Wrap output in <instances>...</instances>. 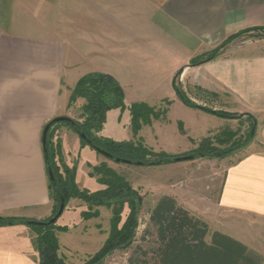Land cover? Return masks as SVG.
<instances>
[{
	"label": "crops",
	"instance_id": "obj_1",
	"mask_svg": "<svg viewBox=\"0 0 264 264\" xmlns=\"http://www.w3.org/2000/svg\"><path fill=\"white\" fill-rule=\"evenodd\" d=\"M19 1L0 0V217L43 221L52 215L41 136L56 117L80 119L85 100L69 101L79 78L109 74L127 99L126 77L151 84L152 91L172 87L181 71L180 84L218 101L226 98L230 111L252 117L254 133L225 167L216 211L200 220L259 251L264 229L246 220L264 222V38L228 43L212 60L190 62L232 35L263 30L264 0H26L29 8L18 11ZM191 108L202 117L210 114ZM56 135L68 167H77L84 154L81 164L90 176L102 162L70 127L59 126ZM72 200L78 212L85 210ZM97 219L80 216L79 222L86 230L91 220L97 227ZM33 238L22 225L1 226L0 264H37Z\"/></svg>",
	"mask_w": 264,
	"mask_h": 264
},
{
	"label": "rangeland",
	"instance_id": "obj_2",
	"mask_svg": "<svg viewBox=\"0 0 264 264\" xmlns=\"http://www.w3.org/2000/svg\"><path fill=\"white\" fill-rule=\"evenodd\" d=\"M53 1L56 4V0ZM17 6L18 11H25L29 8L30 3H26V0H20L19 4L17 2ZM52 8V10L56 9L55 5ZM255 38H264V30L233 35V37L226 39L217 53L225 48L228 43L252 42ZM217 53L214 54L218 55ZM190 65H192L191 62ZM179 72L181 73V71ZM180 76L181 74L173 78L175 79L176 87L182 93L187 90L189 93H194L196 96L206 100V102L194 100L184 93L193 105L203 106L210 111L213 110V112L217 113L214 114L215 116L210 115L213 114L211 112H208L210 113L207 114L209 116L203 117L196 112H192L193 109L191 107L180 101L170 83H167L165 87L162 85L159 90L154 89L151 91V84L142 80L139 83L135 80L130 81V76H128L126 77V80H129L126 85L128 90L127 99L124 98L126 106L144 102L153 109V113L156 116L152 117L150 115L149 123L140 121L139 130L136 134H133L129 110L111 109L106 113L105 123L102 127L103 131L101 129L99 135H97L110 139L115 143L139 142L152 153L164 155L166 158L193 155L198 153L202 147H210L216 150H209L208 153L229 152L221 154L220 157L209 154L206 157H197L189 161L136 165L115 163L107 160V158L94 152L89 146L84 145L93 155L102 158V162L96 166L105 164L112 168L127 180L142 197L137 215V227L133 245L127 249L118 248L112 250L101 264H141L142 261H145L146 264H155L156 234H154L155 228L148 222L151 208H153L159 198L167 195L173 197L177 204L181 208L186 209L194 218L202 219V216L205 217L214 213L217 207L216 198L219 186L226 170L225 167L237 157V154L252 138L251 128L253 127V121L251 118H240V116L235 118L238 114L230 111L231 104H229L230 101L228 99L225 98L218 101L216 97L198 93L199 91L194 90L192 85L180 84ZM165 88L167 91H165ZM77 105V103L73 105L74 110H76ZM221 114H227L228 116L232 114L234 118L223 117ZM61 125L65 124L60 123ZM56 136L55 132L54 141L58 139ZM83 158H86V156L81 154L76 167L77 187L83 186L82 188L89 191H96L98 189L96 180L90 177L91 175L87 176V174H84V165L81 164ZM90 173H92V168ZM78 201L87 210V205L81 200ZM73 202L74 200L72 199L67 201L66 208L55 223V225L59 224L66 227V230L58 233L56 238H58L60 244L71 252L57 250V256L65 264H84L103 245L106 235H109V222L112 214L107 208L101 207L98 210V226L95 227L94 223L96 222L91 220L87 224V229L84 230L79 222L80 212L73 207ZM128 212V207L125 205L122 213V222ZM246 223L250 225L255 223L258 228L264 229V222H260L259 219L258 221L246 220ZM18 225L31 229L35 233L36 228L34 226ZM213 229L214 225L211 228L209 227V232L215 230ZM257 249L259 251L249 249L247 256L250 261L242 264H264V242Z\"/></svg>",
	"mask_w": 264,
	"mask_h": 264
},
{
	"label": "trees",
	"instance_id": "obj_3",
	"mask_svg": "<svg viewBox=\"0 0 264 264\" xmlns=\"http://www.w3.org/2000/svg\"><path fill=\"white\" fill-rule=\"evenodd\" d=\"M231 37L233 35L229 38ZM220 47L207 53L205 57L192 59L191 64L198 65L212 60L217 56L214 53H217ZM178 75H180L179 71L174 78ZM174 80H172L173 89L183 104L217 114L207 108L193 105L185 94L176 87ZM117 82L114 77L106 73H87L79 78L72 90L69 101L72 103L77 98L85 100L81 109L80 119L77 122L75 121V129L65 122L62 124L69 126L76 134L79 132L83 133L91 141L92 145L97 146L114 158L125 159L132 164L138 162L143 164L148 162H153L154 164L173 162L174 158H166L164 155L154 154L139 142L115 143L110 139L97 135L105 123L106 113L109 110H124L126 108L123 96L124 91ZM128 110L131 116L133 134H136L139 130L140 121L149 123L150 115L152 117L156 116L153 113V109L144 103L132 104L128 107ZM221 116L226 117L228 115L221 114ZM228 117L234 118V115L229 114ZM237 117L239 115L235 116V118ZM248 117L252 119V117ZM59 126L60 123L51 124L45 136L43 163H45L46 175L48 170H50L54 178V184H52L47 175V188L50 190L52 215L45 221H48L56 214L60 199L64 200L65 206L69 199L83 201L87 205V210L81 211L82 220L98 217V207H105L111 211L108 237L99 250L84 262V264H101L112 250L118 248L127 249L133 245L137 227V215L142 197L127 180L105 164L92 167V173H90L92 177H96L97 182L102 186L101 189L93 192L87 189H79L75 181L76 166L74 165L70 168L60 160L61 143L59 139L54 141L55 132ZM80 140L82 145L89 146L94 150L92 145H88L84 139L80 138ZM209 150L216 151L210 147H202L198 153L193 154L194 158H197L198 154L203 157L209 154L220 157L221 154L229 152L208 153ZM125 205L128 207L129 212L122 222V213ZM151 209L148 222L155 228L154 234H156L157 242V248L154 251L155 264H242L250 261L247 256L249 250L244 244L221 232H209V227L203 220L197 217L194 218L186 209L181 208L173 197L162 196ZM23 220L25 219L0 217V226L18 225ZM34 228L36 229L33 245L39 257L37 264H65L57 256V250L60 248L56 234L57 232L65 231L66 227L55 226V223H53L34 226ZM141 264L146 263L142 261Z\"/></svg>",
	"mask_w": 264,
	"mask_h": 264
},
{
	"label": "water",
	"instance_id": "obj_4",
	"mask_svg": "<svg viewBox=\"0 0 264 264\" xmlns=\"http://www.w3.org/2000/svg\"><path fill=\"white\" fill-rule=\"evenodd\" d=\"M67 123L69 124L72 128H76V123L74 120L68 118V117H56L54 119H52L48 124H46V127L44 128L43 130V133H42V147H43V151L45 152V141H46V134H47V131L49 129V127L51 126V124H54V123ZM252 131H251V135H253L254 133V126L251 128ZM77 136H79L80 138L84 139L88 145H92L91 144V141L88 140L83 133L79 132L77 134ZM92 148L94 149V151L98 152L100 155H102L103 157L107 158L108 160H111L115 163H124V164H132L130 161L128 160H125V159H121V158H114L112 157L111 155H109L108 153L102 151L100 148H98L97 146L95 145H92ZM198 157H203L201 154H198L197 155ZM194 155H185V156H177L173 159V162H182V161H189V160H193L194 159ZM136 165H154L153 162H148L147 164H143L141 162H138L136 163ZM52 172L50 170H48V177H49V180L52 184H54V178H53V175H51ZM60 204H59V207H58V210L57 212H55L56 214L53 215L48 221H36V220H23L21 221V224H25V225H30V226H43V225H50V224H53V223H56L57 219L61 216L62 212L64 211V208H65V204H64V200L60 199Z\"/></svg>",
	"mask_w": 264,
	"mask_h": 264
}]
</instances>
